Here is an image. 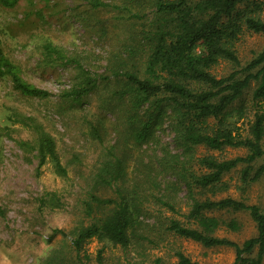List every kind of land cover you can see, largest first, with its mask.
Wrapping results in <instances>:
<instances>
[{
	"label": "rangeland",
	"instance_id": "obj_1",
	"mask_svg": "<svg viewBox=\"0 0 264 264\" xmlns=\"http://www.w3.org/2000/svg\"><path fill=\"white\" fill-rule=\"evenodd\" d=\"M100 1L108 6L93 7L89 0H21L11 7L0 3L4 53L20 68L25 81L51 94L47 98L25 96L13 88L8 77L0 79V264H81L71 240L94 216L107 211L94 207L90 217L84 201L91 192L116 198L113 187L95 184L102 164L111 159L109 149L126 166V175L117 186L126 195L137 196L140 212L126 248L104 239L87 240L82 250L88 264H98L99 250L102 264H153L156 258L172 263L178 251L199 263L230 264L235 257L232 247H205L169 232L166 224L174 218L195 226L185 218L191 200L181 178V165L199 171L197 157L233 158L244 156L246 150H212L198 145L191 152V161L185 163L188 158L176 143L169 108L164 109L162 120L149 136L136 141L139 118L149 104L135 111L131 96L120 94L129 84L115 73L130 71L144 76L150 37L158 26L172 23L173 15L156 11V3L175 0ZM263 48V33L245 32L236 44L241 66ZM54 50L77 64L60 61ZM232 69L230 62H221L215 73L226 75ZM87 77L97 78L94 89L78 101H66L65 95ZM254 87L253 82L230 108V119L243 125L245 132L254 112L264 110V98L256 103L252 98ZM239 106L243 107L240 116L234 113ZM36 128L55 141L66 176H59L50 162L37 170L35 152L19 145V141L33 142ZM262 143L264 148V137ZM263 162L264 156L255 165ZM242 167L226 173L215 190L198 189L195 198L232 197L263 207L264 174L243 184L239 177ZM160 201L171 204L173 211ZM206 215L238 222L236 231L220 225L215 232L219 237L241 243L255 234L245 211L220 210Z\"/></svg>",
	"mask_w": 264,
	"mask_h": 264
},
{
	"label": "trees",
	"instance_id": "obj_2",
	"mask_svg": "<svg viewBox=\"0 0 264 264\" xmlns=\"http://www.w3.org/2000/svg\"><path fill=\"white\" fill-rule=\"evenodd\" d=\"M21 0H0L6 7L16 5ZM93 7H107L100 0H89ZM261 0H175L158 1L156 11L173 15L171 25H160L150 37L151 45L145 64L144 76L130 71L115 72L123 76L129 87L120 92L129 94L135 111L144 104L149 107L139 118L141 127L135 140H145L151 130L162 120L165 108L171 110L175 121V140L188 160L194 147L203 145L212 150L224 147L243 148L244 156L220 158L203 155L195 158L200 170L181 165V178L191 200L185 218L195 226H190L174 218H169L166 229L175 235L193 240L205 247L228 246L235 251L230 264H262L264 260V206L248 204L232 197L218 199H196L194 192L215 190L222 185V177L236 168L240 170L243 184L255 182L264 174V162L255 165L264 156V110L256 111L248 128L237 125L230 119L231 106L239 101L255 83L252 98H264V48L249 62L241 66L236 44L245 32L264 34V20L261 17ZM53 50V48H50ZM60 61L75 63L58 50L53 51ZM221 62H230L233 69L226 75H217L215 68ZM8 77L13 88L29 97L47 98L48 90L25 81L20 68L6 56L0 43V79ZM97 78L87 77L79 87L67 93L66 101H78L96 86ZM65 98V97H63ZM243 107L234 113L240 116ZM238 119V118H237ZM35 125V124H34ZM36 136L31 141H19L21 147H30L37 159L36 169L51 163L59 176H66V169L60 161L53 138L41 128H36ZM246 133V134H245ZM111 159L105 161L96 174L95 184L113 187L116 198H102L91 192L84 209L93 217L94 207L107 209L101 216H94L87 226L81 227L71 240L81 264H88L87 254L82 250L84 243L91 239L107 240L113 245L126 248L130 243L131 229L134 227L138 211L137 196L126 195L117 185L126 175V166L121 157L108 150ZM160 205L173 211V206L165 201ZM166 207V208H167ZM231 210L245 211L254 223L255 234L241 243L215 235L220 225L229 230L239 229L234 219L223 222L207 212ZM83 251V252H82ZM176 261L163 262L156 258L153 264H209L192 261L182 252H176ZM97 263L102 264V251L97 252ZM85 260V261H82Z\"/></svg>",
	"mask_w": 264,
	"mask_h": 264
}]
</instances>
